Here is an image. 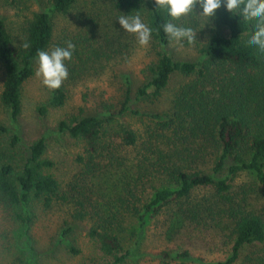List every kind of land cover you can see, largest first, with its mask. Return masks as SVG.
Returning a JSON list of instances; mask_svg holds the SVG:
<instances>
[{
	"label": "trees",
	"instance_id": "obj_1",
	"mask_svg": "<svg viewBox=\"0 0 264 264\" xmlns=\"http://www.w3.org/2000/svg\"><path fill=\"white\" fill-rule=\"evenodd\" d=\"M102 2L115 13V20L139 14L152 30L149 43L155 58L147 66L148 79L136 91L137 98L157 100L175 73L185 79L162 113L132 109L134 99L125 78L120 100L102 102L95 115L59 120L58 132L84 144L76 157L79 171L62 186L49 171L53 162L44 156L45 137L25 145L18 117L22 85L34 73L38 51H47L51 45L52 16L70 13L78 0H44L47 9L35 11L25 20L23 40L18 44L0 15V102L9 122L0 123V203L13 209L21 221L27 220L22 205L32 199L45 208L68 206L71 219L88 223L87 236L102 264H127L131 253L124 247L126 217H135L143 226L147 218L159 213L166 223L167 240L187 234L205 221L213 229L226 231L228 255L208 264H236L240 250L247 245H257V249L240 264H264V212L249 208L245 190H241L243 196L233 193L230 184L235 175L245 172L255 180L264 199V52L248 43L256 21L229 13L223 4L209 19L199 14L202 9L197 4L192 13L173 20L167 9L156 7L155 0ZM98 19L95 13L77 10V31L58 41L57 47H67L69 41L75 45L72 59L65 61L67 79L92 74L96 66L122 50L108 34L98 33ZM167 22L196 32L193 43L181 42L198 50V61L174 60L164 50L171 41L163 30ZM24 43L29 47L24 48ZM66 99L64 82L59 89L50 90L52 107H62ZM128 116L149 123L136 129L124 120ZM5 137L6 142L1 140ZM103 173H110L103 181L115 177L111 184L115 192L108 201L95 182L99 179L100 183ZM156 179L150 195L143 198L147 184ZM202 188L212 190V195L197 199L195 193ZM70 250L77 253L72 247ZM172 251L161 253L171 258ZM174 257L190 258V252L177 250Z\"/></svg>",
	"mask_w": 264,
	"mask_h": 264
},
{
	"label": "rangeland",
	"instance_id": "obj_2",
	"mask_svg": "<svg viewBox=\"0 0 264 264\" xmlns=\"http://www.w3.org/2000/svg\"><path fill=\"white\" fill-rule=\"evenodd\" d=\"M44 0H0V15L5 19L8 30L15 44L23 40V24L33 12L46 10ZM92 12L99 16L98 33L108 34L117 46L122 47L120 53L107 62L96 66V70L75 80L64 81L67 99L62 107L54 108L49 104L50 89L36 75L38 58L34 62V73L21 88V113L18 117L19 134L26 145L34 139L44 136L46 149L44 156L53 162L49 170L51 174L65 186L79 171L76 157L82 154L84 144L71 138L65 133L57 131L59 120L73 115H95L101 109V103L110 100H120L122 90L126 87V80L130 82L131 94L134 99L132 109L140 113H162L168 105L173 91L185 78L175 73L165 90L156 100L152 96L137 98L136 91L148 79L147 66L154 60L155 54L150 43L140 45L134 34L126 32L120 26L115 13L102 0H78L76 7L68 14L52 16L53 37L48 52L57 47L62 38H71L77 31V10ZM164 50L174 60L198 61L201 58L198 50L184 42L170 41ZM2 84V68L0 64V90ZM151 90V89H150ZM40 108H44L42 112ZM126 122L142 128L149 120L142 124L140 119L128 116ZM143 122V121H142ZM0 123L8 125L5 108L0 102ZM3 141L8 139L3 138ZM226 170L223 172V176ZM110 173H103V179H96V187L102 189L104 196H113L111 184L114 176H109L108 182L103 181ZM159 179V178H158ZM158 179L147 184L143 198H147ZM231 191L241 193L248 200L249 208L264 212V199L260 195L255 180L251 175L239 173L230 180ZM209 188L197 190V199L209 198L212 194ZM242 194V193H241ZM243 196V194L241 195ZM22 216L27 220L21 221L13 213V209L0 203V264H102L103 260L95 248V244L87 236L88 223L73 220L70 208L55 204L45 208L37 200H30L22 205ZM18 212L21 213L19 210ZM161 213L140 225L135 217H126V228L123 232L125 249L130 250L127 264H208L223 260L229 253V243L226 231L213 229L211 222H203L187 234L176 235L172 240L164 236L166 223ZM188 237V239H187ZM70 247L77 253H73ZM180 248V249H178ZM189 250L190 258H164L161 251ZM257 245H247L240 250V264Z\"/></svg>",
	"mask_w": 264,
	"mask_h": 264
},
{
	"label": "clouds",
	"instance_id": "obj_3",
	"mask_svg": "<svg viewBox=\"0 0 264 264\" xmlns=\"http://www.w3.org/2000/svg\"><path fill=\"white\" fill-rule=\"evenodd\" d=\"M155 4L157 8L167 9L173 20L189 15L197 4L202 9L199 14L209 19L216 15V11L223 4L229 13L240 14L246 21H256L255 31L248 43L258 46L260 51L264 52V0H155ZM118 21L126 32L137 37L140 45L149 43L152 30L142 21L139 14L121 15ZM163 30L170 40L176 43L187 40L191 44L196 40V32L191 27H180L167 22L163 25ZM23 47L28 48L29 45L24 43ZM74 47L75 45L69 41L67 47H55L50 52L38 51L36 75L42 78V83L48 89H59L68 78L69 73L65 61L72 59Z\"/></svg>",
	"mask_w": 264,
	"mask_h": 264
}]
</instances>
